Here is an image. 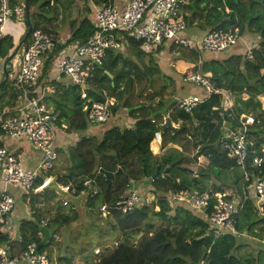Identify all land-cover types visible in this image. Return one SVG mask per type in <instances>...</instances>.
I'll use <instances>...</instances> for the list:
<instances>
[{"label":"trees","instance_id":"obj_1","mask_svg":"<svg viewBox=\"0 0 264 264\" xmlns=\"http://www.w3.org/2000/svg\"><path fill=\"white\" fill-rule=\"evenodd\" d=\"M21 1L25 0H19ZM122 1L88 0L83 14L79 13L72 18L74 0H28V21L32 31L48 33L55 42L54 49L45 56L40 80L30 89L35 92L32 97H38L46 85L62 86V81L56 82L54 77L50 78L52 74L55 76V61L65 46L82 45L93 35L95 26L88 18L89 13L93 12V5L111 3L119 6ZM17 3L18 0H8L9 6ZM191 4L195 10L193 13ZM181 13L186 15L187 29L197 20L199 31L238 29L241 39L254 37L257 42L250 43L253 46L250 50L251 59L247 58L246 49L243 55L227 58L222 57L226 56L222 54L227 51H205L211 56L206 54V59L203 60L201 57L204 52L183 50L172 43H166L154 53H147L126 36L128 47L125 51L107 52L103 65L93 71L92 78L85 85L87 99L81 98L82 87L71 85L63 87L70 110L61 106L65 97L57 98L55 93L48 98L43 97L42 104L52 103L54 112L61 109V114L55 118L57 125H62V113L68 111L64 116L68 124L67 134L72 131L85 132L89 126L92 127L83 112L85 105L103 103L109 99H114L116 103L108 121L114 120V115L123 112L124 118L130 119L132 125L113 126L100 138L90 135L82 137L66 157L69 167L64 175L51 170L40 173L33 186L36 193H22L20 198H31L28 206L32 217L20 222L18 239L15 241H11L8 234L0 232V246L8 247L12 252H20L32 242L40 246L41 218L45 209L37 208L36 204L40 199L53 200L59 196L39 190L48 178L56 176L59 184L69 188L68 193L75 196L88 194L85 203L87 213L98 212L100 217V207L105 205L108 211L102 220L118 230L121 236L115 241L116 245L102 248L97 255L92 249L91 260L82 256L80 262L75 263L74 257H71L64 259L66 264H264V245L261 244L264 239V217L259 215L254 197L249 196L237 218L235 230L239 236L230 232L216 234L212 225L200 213L174 198L183 193L209 192L211 195L225 194V199L232 201L244 194L249 195L248 187L253 180L264 178V162L260 167L253 164L254 158L261 157L264 161V151H261V145L264 144V0H189V5ZM58 17L62 18L63 23L69 22V33L64 40L56 38L60 32L51 25ZM23 19L25 30L17 44L6 34L0 41V82L3 80L4 63L14 53L27 31L25 9ZM29 38L30 34L21 50L28 45ZM175 48L180 49L175 51ZM169 52H180L175 59L179 68H171L168 62ZM144 59L148 61L144 62ZM160 60L162 65L159 64ZM200 60L202 73L208 75L215 89L234 96L231 109L223 110L219 95L209 96L190 113L175 108L174 98L179 96L184 87L182 78ZM182 68L183 72L180 71ZM7 73L10 75L9 69ZM163 92L170 95L165 97ZM197 95L205 96L204 93ZM15 99L16 95L6 81L0 87V114L14 104ZM135 107L138 108L133 109ZM166 116L170 118L172 126L175 127V124L177 127L173 131L165 129L161 132L160 126ZM247 116H252L254 122L247 131L248 158L243 171L227 158L221 148V137L228 130L241 128V123ZM119 118L123 117L120 115ZM157 132L162 135L160 144L154 141V134ZM184 142H191L193 150L199 148L193 159H206V167L192 171L184 165L187 164L183 152ZM152 146L161 150V153H154ZM157 167L159 176L153 180ZM167 167L168 173L163 175ZM100 170L112 174L109 181ZM244 173L249 176L248 181L245 180ZM88 182V186L85 185ZM132 190L142 198L145 194L151 195V202H145L132 214L114 210L116 203ZM262 206L264 207V202ZM76 219L75 211L71 208L66 210L61 200L45 228L57 224V229L60 230L74 224ZM98 227L101 233L102 227ZM54 230V234L58 233V230ZM140 234L142 237L138 240L137 236ZM241 235L258 240L256 247ZM52 244L51 235L40 250L45 251Z\"/></svg>","mask_w":264,"mask_h":264},{"label":"built area","instance_id":"obj_2","mask_svg":"<svg viewBox=\"0 0 264 264\" xmlns=\"http://www.w3.org/2000/svg\"><path fill=\"white\" fill-rule=\"evenodd\" d=\"M189 0H123V8L111 3L93 5L95 31L88 41L82 45L65 46L55 61L54 81L62 79L71 86L84 87L93 76V71L101 67L106 59L107 52L123 53L128 47L131 38L139 44L142 51L154 53L172 43L177 47H184L197 52H224L242 40L238 29L211 31L200 40L187 34L186 15L181 13ZM24 2L21 1L9 6L8 0H0V41L5 37V30L10 21L21 20L24 22ZM228 11V10H227ZM180 15V17H179ZM55 42L53 37L41 30L30 33L28 45L22 49L18 68L8 67L14 71L11 76V91L16 95L18 108L0 114V229L7 226L8 216L14 211L16 196L9 192L10 188L20 189L23 194L34 191L33 186L42 172L53 169V162L57 155L54 150V140L57 132L65 129L57 125L55 118L44 104L41 103L45 90L38 97L30 90L38 82L42 73L45 56L53 50ZM252 45L246 47L247 58L251 59ZM1 62V59H0ZM185 84L194 85L203 90L204 97L189 95L177 98L175 108L190 113L202 104L211 95H219L222 99L223 110L231 109L230 99L225 92L216 90L207 74L200 71L197 65L195 70L187 72L182 78ZM85 90V89H84ZM82 91L81 98L87 99ZM114 101L107 100L103 103H91L83 107L89 125L106 123L111 117ZM253 118L247 117L241 123V128L226 131L221 137V148L227 158L232 160L236 167L243 171L248 158L246 143L248 127L253 125ZM160 132L154 134V141L158 144L162 139ZM4 140H26L40 154V160L35 169L29 170L22 164L19 157L12 152ZM264 151V144L261 145ZM263 158H254L253 164L260 167ZM245 180L249 176L244 173ZM89 184V183H87ZM249 195L228 201L225 194L211 195L209 192L202 194L183 193L177 201L184 203L190 209L200 213L215 229L216 234L225 232L239 236L235 225L240 212L243 210L247 199L255 198V206L260 216L264 217V178H256L248 187ZM63 191L69 188L63 186ZM62 200V199H61ZM176 200V199H175ZM145 204L142 197L133 190L117 202L114 210L122 214H132ZM64 207H73L62 200ZM262 206V207H261ZM108 208L100 207V212L105 213ZM42 227L46 222L41 221ZM248 238L247 235H241ZM264 245V239L261 241ZM12 253V255H10ZM0 264H49L46 251L38 249L36 243L28 244L20 252H12L8 247L0 246Z\"/></svg>","mask_w":264,"mask_h":264},{"label":"rangeland","instance_id":"obj_3","mask_svg":"<svg viewBox=\"0 0 264 264\" xmlns=\"http://www.w3.org/2000/svg\"><path fill=\"white\" fill-rule=\"evenodd\" d=\"M87 1L88 0H74V5H72V8H71L72 9V11H71L72 17H75L77 14H79L83 11V8H84ZM120 9L121 8H119V10ZM192 28H189V30H188L189 33H193L194 30ZM24 30H25V25H23V22L21 20L10 21L7 25L6 30H5V34L9 35L14 40V43L17 44L18 40H19L20 36L22 35V33L24 32ZM250 41H253L254 43L257 42V40H255L254 37H251L249 42ZM253 42H251V43H253ZM248 45H250V44H248ZM181 48L183 50L187 49L184 47H181ZM175 49H176L175 51H177V49H180V48H175ZM21 51L22 50L20 49L19 52L16 54V56L8 62L9 66L6 64L9 68L11 66L14 67L15 69L18 68V63L20 60ZM165 51L168 52V50H165ZM230 53H232V52H227V53H224L222 55H229ZM179 54H180V52H171V53L169 52L168 53V55H169L168 62H170L172 69L179 68V66L175 62V59L179 56ZM206 54H207L206 52H204L202 54L201 58L203 60L206 59ZM201 60H200V62H197V64H196V67H197V65L200 66V71H201ZM147 61H148L147 59H144V62H147ZM159 64L162 65V60L159 61ZM1 67L2 66H0V68ZM196 67L193 69H190V70H195ZM9 71H10V75H8L7 84L9 85V87H11V84H12L11 76H14L15 73H14V71H11V70H9ZM180 71L183 72V68ZM183 84H184L183 85L184 87L179 94V96L181 95L180 97H186L189 95L196 94L195 90L198 89L197 87H195L194 85H191V84H185V83H183ZM168 85H169V83H167V86ZM168 88H169V86H168ZM220 91H222V90H220ZM222 92H224V91H222ZM167 93L163 92V96L167 97L170 95ZM46 95H47V92H46V94L44 92V96H46ZM225 95L227 97H229L231 103L228 104V106L230 108H232L234 96H231L230 94H228L226 92H225ZM180 97L176 96L174 99L176 100L177 98H180ZM109 100L114 101V104L116 103L114 99H109ZM119 113H120L121 117H125L124 115H122L123 112H119ZM114 117H115L114 120L108 121V122L103 123V124H96L97 126L94 125L95 128L103 127V128H105V130H107L113 126L122 125L123 119L119 118V114H117L116 116L114 115L113 118ZM247 117L253 118L252 116H247ZM164 120H163V122H164ZM174 126L177 127V125H175V124H174ZM160 130H161V132L164 131L161 128V126H160ZM159 135H160V138L162 139L161 133H159ZM183 145H184V151L183 152H184L185 157L187 159V164H184V165L187 168H189L192 171H198L199 169L206 167V165H207L206 159H204L202 157L198 158L196 161H194V159H193V157L196 155L199 148L193 150L191 142H184ZM152 150L154 153H158V154L161 153V150H159L158 148H156L154 146H152ZM58 159L56 157V159L54 160L53 165L55 163L56 164L54 165L55 168L54 167L53 168H54V170L56 169L57 171L64 172L61 170V168H62V166H66V162H64L65 160L64 161H61V160L58 161ZM67 164L69 165V162H67ZM54 170L52 169L51 171L54 173L55 172ZM87 186H88V184H87ZM178 197H180V195H177L174 198L177 200ZM143 200L146 203L147 202L149 203L152 200V196L149 194H145ZM16 205L22 208V201L16 200ZM262 208L264 209V207H262ZM102 218H104V217H99L98 212L97 213L91 212V213H87V218L80 224H76V222H75L72 225L62 227L60 230L57 229L58 228L57 224H53L54 226H49L48 230L53 231V234H52L53 244L51 246H47L46 249H44L47 253V256L49 257L48 258L49 264H66L64 259L65 258L68 259L71 257H74L73 262L75 261V263H79L82 256H84V258L87 260H91L92 255H93L92 249H94V253H95V255H97L99 250H101L102 248L112 247L113 245H116L115 241L118 238H121V236L118 234V230H114L112 227H110L109 224H106L102 220ZM98 225L100 227H102L101 233H100V229H99ZM156 225H158V224L156 223ZM54 229L58 230V233L54 234V231H55ZM248 239L250 240L251 245L256 247V243L258 240L254 239V238L251 239L249 237H248ZM259 243H260V241H259Z\"/></svg>","mask_w":264,"mask_h":264},{"label":"crops","instance_id":"obj_4","mask_svg":"<svg viewBox=\"0 0 264 264\" xmlns=\"http://www.w3.org/2000/svg\"><path fill=\"white\" fill-rule=\"evenodd\" d=\"M118 7L123 8V1H122V3H120V5ZM194 11H192V13ZM80 14L82 15L83 13L81 12ZM71 17H72V14H71ZM72 18H75V17H72ZM88 18L90 19L92 25L94 26V15H93V13H89ZM61 19H62L61 17H58L56 20H54L52 22L51 25L53 28H55V30L57 32H60V34L56 38H58L59 40L60 39L64 40L65 35L69 33V24H68L69 22L63 23ZM12 21H14V20H12ZM198 23L199 22H197V20H194V24L191 26V28L193 27L192 29L194 31H193V33H191V36H190L189 32H188L189 29H187V34L190 37H194L195 39L200 40V38H202L205 34H207L208 31L206 29H201L199 31V24ZM250 39H251V37H249V36L244 37L241 41H238L235 46L226 50L227 52H232V53H230L229 55H226V56H222V57L227 58L229 56H234V55H243L245 53L246 47H249L248 44L253 42V41L249 42ZM207 55L211 56V54H209V53H207ZM53 77L55 78V76H53V74H52L50 78L52 79ZM61 81H62L61 82L62 86L52 87V86L46 85L44 90H45V94L47 92V95L44 97L48 98V97H50L49 95H51L53 93L56 94L55 97H57V98H59L61 96L65 97L66 100H64L63 103H61V106L67 107V109L70 110L71 106L69 105L68 97L64 94V90H63V87H69V84L64 79H62ZM195 92H197V94L203 93V91L199 88L196 89ZM193 95H195V94H193ZM177 97H180V96H177ZM18 106L19 105L17 103V100H15L14 104L10 105L9 108L4 109V111L5 112L11 111L13 109L18 108ZM45 106L54 118H56L57 115L61 114V111H60L61 109L57 112H54V108H53L52 103L49 105H45ZM65 113H68V111H65L64 114L62 113L63 117L61 118L62 120L60 121L62 123V125L65 127V129L56 133L55 140L53 143L54 150H55L56 155H57V159L59 158L58 161H60V160L64 161L65 160L64 162H66V166H62V168H61V170L64 172L57 171L56 169L54 170L55 171L54 173H57L59 175H64L67 172L69 165L67 164L68 159L66 157L69 154V152H71L73 150L75 143L78 140H80L82 137H85L87 135L96 136L97 138H100L102 136V134L106 131L105 128H103V127L95 128V126L92 125V127L89 126L88 130L85 132H78V131L73 132L72 131L70 134H67V132H66L67 128L66 127L68 124L66 123V120L64 118ZM122 119H124L123 123H122V125H123L122 127H131L132 121L130 119L124 118V117ZM3 142L12 152H14L19 157V159L21 160L24 167H26L29 170H33L36 168V166L40 160V158H39L40 154L32 148V146L28 143V141H26V140H4ZM59 185H61V184H59ZM69 185H70V183H69ZM61 186H63V185H61ZM2 187H3V185L0 183V189ZM36 191L37 190H34L32 192L36 193ZM9 192L13 193L16 197L19 196L17 198V200H20V198L22 196V191L20 189L10 188ZM24 198H25V200H21L23 203V205H22L23 208L15 205L14 211L8 216L7 226H4L0 229V232L9 235L11 241H15L16 239H18L17 231L19 229L20 222L23 219H26V218L30 219L32 217V213L30 211V206H28L31 198L29 196L24 197ZM60 203H61V199L59 197L54 198L53 200L51 198H47L46 200H44V199L38 200L36 207L45 209V211L42 215L41 221L47 222L48 219L52 216V213L54 212L55 207H57ZM65 209L67 210L68 207H65ZM106 216H107V212L100 213V217L105 218Z\"/></svg>","mask_w":264,"mask_h":264},{"label":"water","instance_id":"obj_5","mask_svg":"<svg viewBox=\"0 0 264 264\" xmlns=\"http://www.w3.org/2000/svg\"><path fill=\"white\" fill-rule=\"evenodd\" d=\"M24 7L26 10V18H27V31L24 34V37L22 39V41L18 44V46L16 47L14 53L11 54V56L8 58V61L6 63H4L3 65V80L0 82V87L6 84V81L8 79V73L6 70V64L12 60L16 54L18 53L19 49L22 47L23 43L26 41L27 37L29 36V34L32 31V27L30 25V22L28 21V0L24 1ZM190 8L192 9V11H194V6L193 4L190 5ZM108 75V77L110 79H112V76L108 73H106ZM82 89L84 90L85 88L82 87ZM138 107H135L133 109H137ZM132 109V110H133ZM130 111V110H128ZM161 128L163 130L165 129H175V127L172 126L171 122H170V118L166 117L164 120V123L161 125ZM173 131V130H172ZM134 134H136V130L133 131ZM168 167L163 171V175H166L168 173ZM101 174H104L106 176L107 181H109V178L112 177L111 173H107L105 171L100 170ZM159 176V168L157 167L155 170V173L152 177V179H156ZM40 192H53L55 193L57 196H59L62 200H64L65 202H67L68 204H70L76 215H77V219H76V224H80L82 223L86 218H87V212L85 209V203H86V199L88 197L87 193H82L80 195H73L71 193L68 192H64L63 191V187L61 185H59L58 181H57V177L53 176L51 178H49L41 187H40ZM40 232H41V236H42V240H41V244L38 247V249H41V246L46 244L48 239L50 238V236L53 234V231L46 229L45 227H41L40 228ZM142 237V234L137 236V239L139 240Z\"/></svg>","mask_w":264,"mask_h":264},{"label":"clouds","instance_id":"obj_6","mask_svg":"<svg viewBox=\"0 0 264 264\" xmlns=\"http://www.w3.org/2000/svg\"><path fill=\"white\" fill-rule=\"evenodd\" d=\"M163 123H164V122H163ZM157 144H158V143H157ZM50 178H51V177H50ZM48 179H49V178H48ZM48 179H47V180H48ZM47 180H46V181H47ZM46 181H45V182H46ZM88 183H89V182H88ZM62 187H63V186H62Z\"/></svg>","mask_w":264,"mask_h":264}]
</instances>
